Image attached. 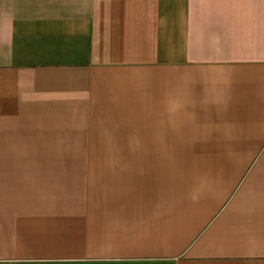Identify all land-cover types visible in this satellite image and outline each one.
<instances>
[{"label":"crops","instance_id":"crops-1","mask_svg":"<svg viewBox=\"0 0 264 264\" xmlns=\"http://www.w3.org/2000/svg\"><path fill=\"white\" fill-rule=\"evenodd\" d=\"M0 264H264V0H0Z\"/></svg>","mask_w":264,"mask_h":264},{"label":"rangeland","instance_id":"rangeland-1","mask_svg":"<svg viewBox=\"0 0 264 264\" xmlns=\"http://www.w3.org/2000/svg\"><path fill=\"white\" fill-rule=\"evenodd\" d=\"M81 161V160H80ZM90 162H89V168L87 169H85V168H82V169H80V170H91V168H90V166H91V164H92V161H94V160H89ZM95 161H97V162H104V160H95ZM110 162H112V166H113V170H116V168H117V166L119 165V160H109ZM81 164H82V162H81ZM78 169L76 168V170H79V164H78ZM97 170H99V168H97Z\"/></svg>","mask_w":264,"mask_h":264}]
</instances>
